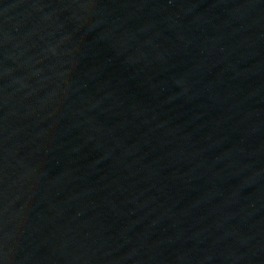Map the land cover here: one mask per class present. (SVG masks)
<instances>
[{
  "label": "water",
  "instance_id": "water-1",
  "mask_svg": "<svg viewBox=\"0 0 264 264\" xmlns=\"http://www.w3.org/2000/svg\"><path fill=\"white\" fill-rule=\"evenodd\" d=\"M0 264H264V0H0Z\"/></svg>",
  "mask_w": 264,
  "mask_h": 264
}]
</instances>
